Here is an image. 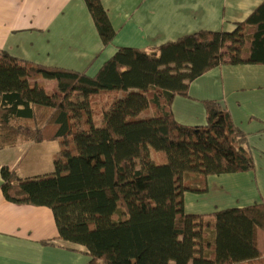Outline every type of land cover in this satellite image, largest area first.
Here are the masks:
<instances>
[{"label":"trees","instance_id":"trees-1","mask_svg":"<svg viewBox=\"0 0 264 264\" xmlns=\"http://www.w3.org/2000/svg\"><path fill=\"white\" fill-rule=\"evenodd\" d=\"M105 45L101 0H85ZM264 64V3L233 32L202 30L152 50L121 47L94 76L0 51V149L57 140L54 171L1 170L17 204L52 209L59 238L88 264H264V201L209 215L185 211L186 178L253 171L245 133L219 102L207 124L179 123L172 103L223 64ZM56 79V91L31 78ZM210 235H214L211 240Z\"/></svg>","mask_w":264,"mask_h":264},{"label":"crops","instance_id":"crops-1","mask_svg":"<svg viewBox=\"0 0 264 264\" xmlns=\"http://www.w3.org/2000/svg\"><path fill=\"white\" fill-rule=\"evenodd\" d=\"M116 36L105 45L85 0H0V51L32 63L94 76L121 47L152 50L202 30L233 32L264 0H101ZM56 91V79L31 78ZM219 102L245 133L255 169L198 178L185 211L209 215L264 201V64H223L190 83L172 110L184 125L207 124L204 101ZM57 140L0 149V264H88L85 246L59 238L51 208L13 203L3 167L22 178L54 171ZM46 171V172H45ZM190 179L197 177L189 175ZM197 181V180H196ZM189 185V184H188ZM211 240L214 235H210Z\"/></svg>","mask_w":264,"mask_h":264},{"label":"rangeland","instance_id":"rangeland-1","mask_svg":"<svg viewBox=\"0 0 264 264\" xmlns=\"http://www.w3.org/2000/svg\"><path fill=\"white\" fill-rule=\"evenodd\" d=\"M191 175H195V174H191ZM186 181H187V184H189V185L197 186V185L201 184L200 181H198V180L194 181V179H190L189 177L186 178Z\"/></svg>","mask_w":264,"mask_h":264}]
</instances>
